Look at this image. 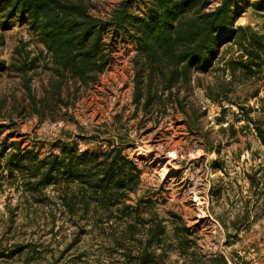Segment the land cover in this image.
<instances>
[{
    "label": "rangeland",
    "instance_id": "rangeland-1",
    "mask_svg": "<svg viewBox=\"0 0 264 264\" xmlns=\"http://www.w3.org/2000/svg\"><path fill=\"white\" fill-rule=\"evenodd\" d=\"M123 1L99 0L98 14ZM140 2L133 13L146 10ZM236 26L264 34V10H241ZM118 39L100 81L40 118L27 107L20 68L40 92L50 63L44 40L27 21L0 15V150L46 159L65 145L116 147L139 175L109 205L70 211L76 185L32 194L0 161V264H264L263 74L233 78L215 61L194 72L190 92L180 90L184 112L164 103L147 110L134 100L138 49ZM240 54L231 47L225 59Z\"/></svg>",
    "mask_w": 264,
    "mask_h": 264
},
{
    "label": "trees",
    "instance_id": "trees-1",
    "mask_svg": "<svg viewBox=\"0 0 264 264\" xmlns=\"http://www.w3.org/2000/svg\"><path fill=\"white\" fill-rule=\"evenodd\" d=\"M98 1L0 0V15L27 21L29 29L43 38L49 54V73L40 92L26 76V65L20 68L27 107L40 118L53 113L65 98L73 100L82 89L100 81L118 36L130 39L138 49L134 100L137 106L145 103L147 110L164 103L184 112L180 90L190 92L194 72L208 71L215 61L224 60L225 71L233 78L238 71L264 76V34L250 26H236L241 10H264V0H220L214 9L209 8L211 0H141L139 5L146 10L136 14L129 7L138 0H124L104 16L98 14ZM231 47L241 54L225 59ZM15 148L17 152L9 155L5 147L0 150L3 168L11 176H23L32 194L50 183L76 185L73 204L66 203L70 211L80 202L86 208L92 201L107 206L139 179L135 162L120 148L96 153L65 145L61 154L46 159L32 150L18 154L20 149ZM67 195L64 190L63 201Z\"/></svg>",
    "mask_w": 264,
    "mask_h": 264
}]
</instances>
